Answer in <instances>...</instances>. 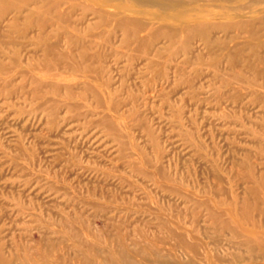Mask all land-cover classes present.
<instances>
[{
	"label": "rangeland",
	"instance_id": "obj_1",
	"mask_svg": "<svg viewBox=\"0 0 264 264\" xmlns=\"http://www.w3.org/2000/svg\"><path fill=\"white\" fill-rule=\"evenodd\" d=\"M77 1L58 5L69 30L50 13L46 19L51 41L59 38L73 56L60 63L43 58L27 9L0 13L6 254L16 259L26 249L45 264L41 243L53 264H84L86 255L92 264H124L121 256L135 264H162L157 256L207 264L206 251L216 264H264L262 249L251 255L241 244L247 235L264 239V27L251 43L242 28H216L210 41L227 46L196 32L183 44L180 28L194 10L171 21L166 15L176 11L146 6L140 15L132 12L137 0L106 1L117 19L148 23L127 37L113 20L100 22L91 2ZM162 25L178 34L169 38L157 31ZM229 50L238 53L234 66ZM162 220L195 246L164 239Z\"/></svg>",
	"mask_w": 264,
	"mask_h": 264
},
{
	"label": "bare ground",
	"instance_id": "obj_2",
	"mask_svg": "<svg viewBox=\"0 0 264 264\" xmlns=\"http://www.w3.org/2000/svg\"><path fill=\"white\" fill-rule=\"evenodd\" d=\"M15 1H17L18 5L17 3H13ZM69 1H71V4L73 6L80 5V3H78L77 0H69ZM69 1L68 0H0V13L2 12V10H6L12 7L15 8L14 11H17V13L23 12L24 8L27 9V12L25 15L26 17L25 23L27 22L28 25H32V24L34 25L35 23L38 26L39 35L37 34V39H38L37 41H39L40 45H42L43 58L49 59L47 61H50V62L52 61V63H60V62L70 59L72 55H70L69 53L65 51H61L62 49H60V39L59 38L55 39L54 41H51L50 38L53 35L52 34L49 35L50 31H48V29L46 28L47 22H48L46 19L50 13L51 15H53V17H57L58 24L61 27H64L66 28V30H69L68 25H63L64 20H66V17L64 16L65 11L63 12V9L59 7L64 2H69ZM86 1L92 3L90 9L97 14L98 20L100 22L108 23L110 20H113L114 26L122 27L127 37L130 35H134L135 33L133 31H136L137 29H141L142 25H143V28L144 26L145 27L148 26L147 25L148 23L146 24L145 22H143L139 16H131L129 18L117 19L114 16L113 12H110L109 10L103 7L105 2L109 0H86ZM187 1L188 0H164V1L162 0H137V2H139L141 6L137 9H134V11L132 12L133 13L137 12V14L141 15L146 11L145 9L146 6H157L161 10L164 9V10L176 11V13H173V14L171 13L169 15H166V17H168L172 21V20H179L181 17H187V15H190V12L194 10V16L188 18V20L185 19L183 21L184 23H182L181 28H180L182 31L186 32V37L183 40V44L187 43L185 40H188L190 36L196 33L200 35L202 34L201 35L202 39L205 38V40L210 41L211 38L209 37V32L214 31V29L216 28H220L225 33H227V30L229 28H242L243 30H245V32L246 31L248 32L249 43L252 42L253 38L257 39L260 37L262 27H264V0H210V1L216 2L215 5H212L214 7H211V8H205V7L193 8L192 7L193 9L187 4L188 3ZM56 5L57 6L59 5V6L56 8ZM113 6L115 7V10H119V6H117L116 4H113ZM50 7H54V9ZM45 11H47V13ZM18 17L19 16L14 17L13 21H17ZM163 17H165V15H161L159 17L157 16L159 20L162 19ZM215 18H218V20H215ZM12 26L14 28L17 27L14 24ZM28 27L23 29V31L24 30L27 31ZM166 28L167 27L162 25L157 28V31L160 32L162 30L166 32V35L169 38H174L178 34V30H177L178 28L173 29V30L166 29ZM236 36L232 35L230 37L232 38V40H234ZM68 37L70 39L69 41H72L74 39L70 34H68ZM210 42L213 45H218L220 43L221 46L223 47L227 46V43H225L226 41H223L221 40V38H218V37H216V39H212V41ZM81 52H82L81 56L83 58L88 57L89 54H88V51H86V49L82 50ZM229 53H231V55L229 56L233 57V60L231 61V65L234 66L236 63L235 58L238 53L237 51H232V50H229ZM204 203L206 204L207 202H204ZM244 205H245V208L243 206L244 216H248L251 210V205L248 203ZM211 213H212V217L216 216L214 214V211L211 210ZM214 219H215L214 222L216 223L217 219L216 218ZM159 226L161 228L166 229L167 235L164 236V239H168L169 237L176 238L177 242L182 247L195 246V242H190L188 239H186L185 236L181 234H176L174 231H172L167 221L165 220L160 221ZM233 231L237 233L236 229ZM78 233L79 232L75 230V235H78ZM241 244H245L250 249L249 252L251 255H255L257 253L256 252L257 248L262 249L264 253V239L261 236L252 237L250 235H247V237L245 236V238H243V240L241 241ZM43 246L44 245L41 243L36 245L38 250L40 249L42 253L44 254L43 258L45 260L44 261L45 264H53L52 262H50V259L48 258L52 250L45 248ZM23 250L25 251H23L21 256L15 259L12 252H9L6 254L4 243L0 242V264H41L39 262H36L33 259L31 253H29L26 249H23ZM261 256H264V254L263 255L261 254ZM121 257L123 258V260L125 259L123 261L124 264H135L134 260L132 259L130 260V258L123 257V256ZM213 257L214 255L212 253L206 251L205 255L202 258L203 260L207 261V264H216L213 260ZM242 257L243 256L241 254L236 255V259H240ZM215 258L220 259V260L223 259L222 256H219V257L215 256ZM154 260L162 264H170V263H167L161 256H157ZM232 262H233L232 264H236L235 261H232ZM84 264H92L90 263L87 255L84 257Z\"/></svg>",
	"mask_w": 264,
	"mask_h": 264
}]
</instances>
